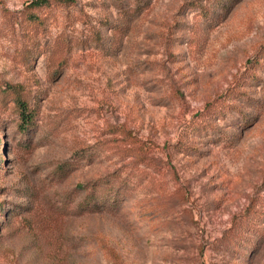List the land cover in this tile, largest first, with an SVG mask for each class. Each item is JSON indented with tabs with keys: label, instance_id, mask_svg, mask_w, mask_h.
I'll use <instances>...</instances> for the list:
<instances>
[{
	"label": "rangeland",
	"instance_id": "1",
	"mask_svg": "<svg viewBox=\"0 0 264 264\" xmlns=\"http://www.w3.org/2000/svg\"><path fill=\"white\" fill-rule=\"evenodd\" d=\"M31 1L0 0V88L36 113L0 111V264H264V0H74L28 32Z\"/></svg>",
	"mask_w": 264,
	"mask_h": 264
},
{
	"label": "trees",
	"instance_id": "2",
	"mask_svg": "<svg viewBox=\"0 0 264 264\" xmlns=\"http://www.w3.org/2000/svg\"><path fill=\"white\" fill-rule=\"evenodd\" d=\"M118 1L121 2V0ZM73 3L74 0H33L27 4L25 10L20 11V16L16 17L14 21L24 25L23 27H26L28 32L38 31L43 26L44 18L48 13H51L57 6L71 5ZM12 18L11 16L10 19ZM62 48L63 46L56 48V53L61 52ZM9 104L13 105L12 111L16 113L17 119H19V132H24L29 127V124L32 123L36 113L29 107L18 86L6 85L4 89L0 88V111L2 109L6 110ZM215 113L220 114L221 112L216 110ZM181 148L185 151H196L194 147L186 144L181 145ZM89 185L90 191H88L84 202V210L87 212H98L116 209L119 206L118 188L114 189L113 185Z\"/></svg>",
	"mask_w": 264,
	"mask_h": 264
}]
</instances>
